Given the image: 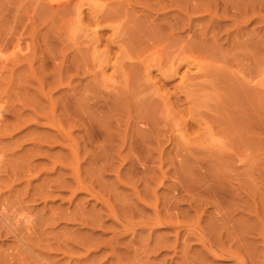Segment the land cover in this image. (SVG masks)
Returning a JSON list of instances; mask_svg holds the SVG:
<instances>
[{"label": "rangeland", "instance_id": "rangeland-1", "mask_svg": "<svg viewBox=\"0 0 264 264\" xmlns=\"http://www.w3.org/2000/svg\"><path fill=\"white\" fill-rule=\"evenodd\" d=\"M0 264H264V0H0Z\"/></svg>", "mask_w": 264, "mask_h": 264}, {"label": "bare ground", "instance_id": "bare-ground-1", "mask_svg": "<svg viewBox=\"0 0 264 264\" xmlns=\"http://www.w3.org/2000/svg\"><path fill=\"white\" fill-rule=\"evenodd\" d=\"M59 2V1H58ZM61 3V2H60ZM16 48V47H15ZM2 55V54H1ZM3 56V55H2ZM3 58L1 57V60H2ZM27 223V222H26ZM28 227V226H27ZM31 228V227H30ZM214 253V252H213ZM11 259H12V257H11Z\"/></svg>", "mask_w": 264, "mask_h": 264}]
</instances>
